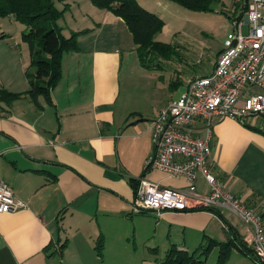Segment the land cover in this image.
<instances>
[{"label":"crops","instance_id":"obj_1","mask_svg":"<svg viewBox=\"0 0 264 264\" xmlns=\"http://www.w3.org/2000/svg\"><path fill=\"white\" fill-rule=\"evenodd\" d=\"M105 12V19L110 18L112 14ZM82 47L64 55L62 77L51 91V103L42 96L37 99L40 107L27 97L10 104L0 100V181L26 205L0 213V264H117L118 250L130 244V226L138 227L143 221L160 224L168 232L179 228L176 235L183 242L169 244L193 251L205 243V236L225 241L224 219L248 245V226L225 208L216 209L222 219L208 211L146 213L150 218L132 211L141 178L160 184L169 180L160 171L146 170L145 164L153 150L150 122L175 95H166L167 88L164 95L126 93L119 78L127 65L123 55L109 48ZM24 65L18 68L13 61L12 71L8 69L1 79L3 88L12 93L27 91ZM152 81L156 86L155 75ZM209 142L210 170L261 216L264 225V115L243 124L220 120L212 126ZM203 186L199 181L200 191ZM110 225L118 227H111L116 232L111 233ZM149 231L143 232L144 237ZM100 235L104 238L101 256L95 251ZM192 236L200 240L185 244L186 239L195 240ZM65 241L60 254L57 249ZM243 260L256 264L236 252L227 264H243Z\"/></svg>","mask_w":264,"mask_h":264},{"label":"built area","instance_id":"obj_2","mask_svg":"<svg viewBox=\"0 0 264 264\" xmlns=\"http://www.w3.org/2000/svg\"><path fill=\"white\" fill-rule=\"evenodd\" d=\"M243 20H235L223 42L212 71L187 80L182 93L170 101L150 122L151 156L146 170H156L182 179V188L139 180L132 211L136 214L166 211L189 213L225 208L248 226L252 249L264 264V225L216 179L209 168L212 126L223 119L243 124L264 115V0H242ZM243 24L246 33L242 32ZM199 181L204 186L200 191ZM26 205L0 181V213L15 212Z\"/></svg>","mask_w":264,"mask_h":264},{"label":"rangeland","instance_id":"obj_3","mask_svg":"<svg viewBox=\"0 0 264 264\" xmlns=\"http://www.w3.org/2000/svg\"><path fill=\"white\" fill-rule=\"evenodd\" d=\"M140 2L146 8L143 7L145 10L156 14L163 20V26L157 32L155 40L167 43L175 49L170 58L154 61L149 65V70L143 68L146 69L145 72L138 69L141 67L137 56H135L136 46L133 44L131 34L124 23H118V20H115L117 18H114L113 15L105 19L106 12L94 7L89 0H59L56 2L57 9L65 10L56 24L62 30L63 35L68 34L65 35L66 37L69 36V29L74 32L84 31L78 39L79 46L82 45L84 49L89 46H97V48L117 50L116 53L123 55L127 65L126 68L125 66L122 68L119 78L124 83L126 93L131 95H164L165 91L169 90L166 95H175L174 99H176L183 91V85L188 79L205 75L210 71L212 63L223 48L224 39L232 32L233 23L238 19L242 10V0H217V2H212L210 11L207 12H193L168 0H140ZM103 23L104 29L102 31L101 28L99 31L98 29ZM241 27L242 32L246 33V25L243 24ZM22 29L25 32L26 27L16 22L14 18L0 17V87L3 86L1 79H5L6 73H9L8 69L12 71L13 61L16 62L18 68L24 63L23 70L25 73L27 71L29 74L36 72L34 67H30L28 46L21 41ZM10 48L13 49L14 54L10 52ZM22 59L23 63L20 64ZM154 75L158 81L156 86L152 81ZM160 76H162L161 79ZM122 94L121 92L120 95ZM162 182L161 185L164 187H176L177 189L183 187L182 179L169 178V180ZM192 213L194 212L187 214ZM149 216L151 215L145 214L141 217L150 218ZM111 227L118 228L114 225H110ZM113 228L109 229L111 233L116 232ZM147 228H150V231L148 237H144L143 232ZM133 230L137 234L136 241L132 239ZM168 231L167 228H162L160 224L156 225L155 222L150 225L143 221L138 227L131 225L130 244H126V248L121 247L118 250L120 252L116 259L117 264H150L152 259L148 254V249L151 248L158 249V258L164 257L170 242L177 245L183 242L181 236L176 235L179 228ZM139 232L141 234H138ZM192 237L195 240L188 241L186 239L185 244L188 245L189 242H192L195 245L200 240L197 239L198 237ZM201 244L194 247L201 246L200 249H203L206 243ZM248 247L250 248V246ZM207 256L208 263L215 264L217 249L214 248ZM243 261V264H249L246 260ZM111 262L112 260L109 259L108 263Z\"/></svg>","mask_w":264,"mask_h":264},{"label":"trees","instance_id":"obj_4","mask_svg":"<svg viewBox=\"0 0 264 264\" xmlns=\"http://www.w3.org/2000/svg\"><path fill=\"white\" fill-rule=\"evenodd\" d=\"M59 0H0V17H13L16 22L26 27L21 33V41L26 43L30 55V67L36 72L25 73L28 80V89L24 93H12L5 88H0V100L10 104L23 97L29 98L37 107H40L37 99L42 96L47 103H51V91L57 86L62 77V60L65 54L79 51V36L84 33L71 32L68 37L62 34L56 21L62 17L64 9L56 8ZM61 1V0H60ZM91 4L109 12L121 19L131 34L135 47V56L141 67L148 68L157 60L170 58L174 48L155 40L157 32L163 26V20L156 14L145 10L136 0H89ZM174 4L183 6L193 12L210 11L212 2L217 0H168ZM244 14V7L238 16L240 20ZM28 29V30H27ZM159 42V43H158ZM38 45V50H37ZM138 185V184H137ZM137 188V186H136ZM201 211L213 212L216 217L222 219L216 209H204ZM200 212V211H199ZM146 214V213H142ZM60 220H57L59 224ZM226 239L217 242L205 236L206 243L203 249L195 247L192 250L179 249L175 244H169L164 257L158 258V249H148L152 259L150 264H209V253L216 248L217 258L215 264H226L233 252L239 253L259 264L252 249L249 248L237 231L224 221ZM59 228V227H58ZM66 246L61 243L57 251L61 254ZM104 248V238L100 235L95 241V251L101 256Z\"/></svg>","mask_w":264,"mask_h":264}]
</instances>
